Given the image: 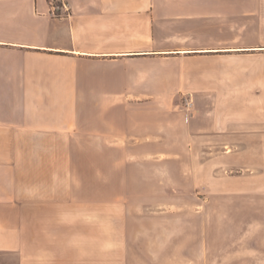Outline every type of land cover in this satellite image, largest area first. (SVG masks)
I'll return each instance as SVG.
<instances>
[{
    "label": "crops",
    "instance_id": "1",
    "mask_svg": "<svg viewBox=\"0 0 264 264\" xmlns=\"http://www.w3.org/2000/svg\"><path fill=\"white\" fill-rule=\"evenodd\" d=\"M68 1L58 19L47 0H0V264H86V244H138L166 263L156 250L187 244L186 197L211 185L256 198L247 214L264 216V91L206 90L204 66L235 51L212 27L235 0ZM178 94L205 109L173 112ZM86 153L130 154L112 182L129 167L139 203L87 198L86 160L74 159Z\"/></svg>",
    "mask_w": 264,
    "mask_h": 264
},
{
    "label": "rangeland",
    "instance_id": "2",
    "mask_svg": "<svg viewBox=\"0 0 264 264\" xmlns=\"http://www.w3.org/2000/svg\"><path fill=\"white\" fill-rule=\"evenodd\" d=\"M234 4V8L219 10V23L212 27L217 28V40L214 42L217 41L218 48L235 51L216 53L217 63L204 66L206 70L211 69L213 74L209 80H205L207 92L219 93L224 98L228 92L245 96L264 91V0H235ZM227 14L229 17L234 16L233 19H228L229 24ZM196 99L190 94H178L172 111L194 115L196 107L204 110V100ZM188 100L192 104L190 107L187 106ZM206 107L209 109V106ZM58 156L62 163L67 154L60 153ZM74 157L76 162L86 160V172L83 171V175L86 178L84 188L87 198L117 193L127 199L129 209L139 203L131 200L129 195L131 192L138 194L145 188L131 179L133 171L129 167H124L121 171L117 169L118 183L112 182L114 163H123L129 159L130 154L86 153L74 154ZM42 158L46 159L45 154H42ZM187 161L192 162L190 158ZM59 167L61 175L63 169L61 165ZM78 170L80 175L82 169ZM154 171L155 174L151 176L156 178L165 171L168 176L175 178L180 176L182 170L176 164H170L164 172L163 169ZM136 176L139 179L143 176L142 172L139 171ZM223 176L226 177L225 173ZM210 189L204 192L202 201L186 197L187 244H164V249L156 250V255L166 263L157 264H264V216L254 215L253 212L247 214L253 202L256 205L259 201L248 196L244 198L241 194L228 198L226 185H211ZM158 200L156 203L160 205L167 203L163 198ZM137 245L126 244L127 248L121 246L116 250L115 244H106L108 249L104 251L103 244H86V264H112L116 259L121 262L126 259V264H148L147 247ZM103 252L105 256L102 255Z\"/></svg>",
    "mask_w": 264,
    "mask_h": 264
},
{
    "label": "built area",
    "instance_id": "3",
    "mask_svg": "<svg viewBox=\"0 0 264 264\" xmlns=\"http://www.w3.org/2000/svg\"><path fill=\"white\" fill-rule=\"evenodd\" d=\"M50 4L51 11L50 16L52 18L64 19L70 16L71 6L68 0H47ZM192 104L188 100L187 106L190 107ZM190 110V108H188ZM187 117H189V113H187Z\"/></svg>",
    "mask_w": 264,
    "mask_h": 264
}]
</instances>
